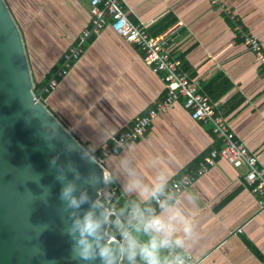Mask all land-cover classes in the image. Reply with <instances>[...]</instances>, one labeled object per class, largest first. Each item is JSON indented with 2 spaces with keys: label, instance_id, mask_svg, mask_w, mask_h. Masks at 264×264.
I'll use <instances>...</instances> for the list:
<instances>
[{
  "label": "crops",
  "instance_id": "obj_1",
  "mask_svg": "<svg viewBox=\"0 0 264 264\" xmlns=\"http://www.w3.org/2000/svg\"><path fill=\"white\" fill-rule=\"evenodd\" d=\"M5 1L21 29L34 87L42 90L48 74L55 77L65 68L43 100L90 152L113 149L111 136L164 95L161 74L153 73L143 52L107 24L80 40L82 31L92 27L87 0ZM121 2L128 18L145 25L149 34L159 20L174 19L155 36H163L179 69L197 81L236 139L264 167V63L236 28L256 38L264 55V0ZM72 47L81 53L64 67L63 54ZM219 147L212 125L191 119L180 97L154 117L144 136L104 157L113 209L132 234L138 225L152 232L158 241L152 251L164 264L172 258L160 245L167 237H183L184 248L177 251L198 264H264V208L244 180V166L218 158L191 186L154 205V195L171 179L197 168ZM132 202L151 211L144 224L128 213ZM181 217L192 224L190 236L183 232Z\"/></svg>",
  "mask_w": 264,
  "mask_h": 264
},
{
  "label": "water",
  "instance_id": "obj_2",
  "mask_svg": "<svg viewBox=\"0 0 264 264\" xmlns=\"http://www.w3.org/2000/svg\"><path fill=\"white\" fill-rule=\"evenodd\" d=\"M41 93H35L21 29L0 0V264H102L99 256L76 259L66 231L90 207L100 221L99 243L113 249L111 264H148L144 244L112 207L115 195L103 165L50 111ZM54 156L79 173V179L65 173L77 195L88 197L78 209L66 208L59 197L62 182L49 163ZM96 201L99 206L93 207Z\"/></svg>",
  "mask_w": 264,
  "mask_h": 264
},
{
  "label": "built area",
  "instance_id": "obj_3",
  "mask_svg": "<svg viewBox=\"0 0 264 264\" xmlns=\"http://www.w3.org/2000/svg\"><path fill=\"white\" fill-rule=\"evenodd\" d=\"M87 2L92 27L82 31L80 40H84L92 32L100 31L107 24L115 34L128 42L134 43L143 52V60L149 65L151 71L161 74L165 90L164 95L155 100L142 114L137 115L130 125L111 136L114 148H104L102 156L95 157L96 161L103 165L105 156L116 153L118 148L128 141H137L144 136L154 117L172 107L181 97L183 98L184 107L189 110L191 119L212 125V132L219 138L220 147L212 148L198 162L197 168L184 171L178 177L171 179L163 191L154 195L155 207L169 202L176 194L191 186L197 177L206 173L216 163V160L221 158L235 167L244 166L246 168L244 180L251 186V193L256 197L258 207L264 208V167L258 164L256 155L236 139L225 119L216 113L210 98L200 90L197 81L190 79L179 69L178 61L173 59L165 48L163 36H152L148 33L145 25L133 23L128 18L121 0H87ZM211 2L215 3L216 0H211ZM236 28L241 32L247 47L256 53L264 63V55L260 52L258 40L246 35L240 25H236ZM80 53L79 47L68 49L63 54L64 67H68L71 60L78 59ZM65 73V68H62L55 77L47 82L42 92L49 93L54 90L58 85V78ZM112 194H114V190ZM150 212L144 209L140 203L128 209V213L132 214L138 222H143ZM160 245L171 257L179 253L174 241L169 237L162 239ZM181 255L186 256L188 264H198L188 254Z\"/></svg>",
  "mask_w": 264,
  "mask_h": 264
},
{
  "label": "clouds",
  "instance_id": "obj_4",
  "mask_svg": "<svg viewBox=\"0 0 264 264\" xmlns=\"http://www.w3.org/2000/svg\"><path fill=\"white\" fill-rule=\"evenodd\" d=\"M50 166L56 169V179L62 182L59 197L65 201V207L71 209H78L81 204L88 201V197L85 192H80L77 195L76 184L73 181L65 179V173L71 172L74 179H79V173L74 168L71 162L65 164H58L57 157H52L49 161ZM99 202H94L93 207H98ZM70 216H75L73 212L69 213ZM101 217L106 218V211H101ZM175 215L180 216L179 212ZM182 219L183 232L185 236H190L192 233V224L186 219ZM99 228L100 221L96 218L95 213L91 210H86L82 216H76L73 219L72 225L67 228V234L74 241L71 246V251L76 259L89 261L95 256H99L102 264H111L113 260V249L107 244L101 245L99 243ZM174 244L178 248H184V238L177 237ZM152 247H145L142 250L144 257L148 259V264H156V259L152 251ZM169 264H188V260L185 255L176 254L171 258Z\"/></svg>",
  "mask_w": 264,
  "mask_h": 264
},
{
  "label": "trees",
  "instance_id": "obj_5",
  "mask_svg": "<svg viewBox=\"0 0 264 264\" xmlns=\"http://www.w3.org/2000/svg\"><path fill=\"white\" fill-rule=\"evenodd\" d=\"M173 22H174V19L173 18H171V16L170 15H168V16H166V17H164L163 19H161V20H159L154 26H153V29H154V31L152 32V34L151 35H157V34H159V33H161V32H163L167 27H169L171 24H173ZM62 60H63V58H62ZM72 62V61H71ZM71 62H70V64H71ZM51 79V74H48L47 76H46V81L48 80H50ZM41 90L38 88V87H36L35 88V93L37 94V93H39ZM47 95V93H45V92H42L41 94H40V99H44L45 98V96ZM91 154L94 156V157H99V156H102V151H94V152H91ZM134 205H137V204H135V203H131V205H130V207L131 206H134ZM141 223H143L144 224V221L143 222H141ZM133 235L136 237V238H138V239H140L142 242H144V244H146V246L147 247H150V246H153L154 245V247L158 244V241L157 240H155L154 239V235L152 234V232L150 231V230H148V228H145V227H143V226H140V225H138L134 230H133ZM153 248V247H152ZM163 251L165 252V254H167L166 253V251L163 249Z\"/></svg>",
  "mask_w": 264,
  "mask_h": 264
},
{
  "label": "rangeland",
  "instance_id": "obj_6",
  "mask_svg": "<svg viewBox=\"0 0 264 264\" xmlns=\"http://www.w3.org/2000/svg\"><path fill=\"white\" fill-rule=\"evenodd\" d=\"M31 71V70H30Z\"/></svg>",
  "mask_w": 264,
  "mask_h": 264
}]
</instances>
